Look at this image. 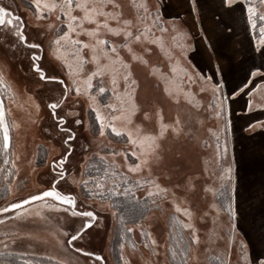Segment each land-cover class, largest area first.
Returning a JSON list of instances; mask_svg holds the SVG:
<instances>
[{
  "label": "rangeland",
  "instance_id": "obj_1",
  "mask_svg": "<svg viewBox=\"0 0 264 264\" xmlns=\"http://www.w3.org/2000/svg\"><path fill=\"white\" fill-rule=\"evenodd\" d=\"M121 2L126 6V14H130V10L127 8L128 0H121ZM0 3L5 8L12 10L14 15H19L26 23L28 22L29 5L27 0H0ZM177 23L189 35L187 39L181 41V43L188 45L182 56L181 49L174 48L175 58L193 75L211 76L212 83L223 80L222 91L217 93V96L220 99L227 97L224 101V110L219 118L213 115V108L217 105L218 100L213 97L210 86H207L205 92H199L201 86L199 80L195 84H191L185 79L186 87L197 93V99L201 104L198 110L191 109L185 103L178 106L170 102L161 90L162 84L158 87L155 77L149 75L150 66L153 64L159 67L161 71L170 70L168 59L157 48L153 47L152 54L147 57L149 67L138 63L133 64V72L140 84L137 102L143 108L150 110L153 115L150 121H144L142 114L138 113L135 122L142 124L146 129L155 128L154 104H158L163 109L165 122H168L178 112L182 119H187L190 111L196 117L190 125L192 128L190 136H181L179 139H173L169 136L163 142L165 148L164 167L171 172V180L161 175L160 182L163 185L183 184L186 176L194 177L196 191L189 199L192 200V207L197 214L195 224L200 243L193 247L191 253L193 258L189 257V264H209L208 258L211 255L223 256L229 264H244L240 245L246 244L250 256L254 257L261 251V244L264 242V137L246 135L251 132V130L244 129L251 118L248 119L242 113L244 96L254 85L249 84L244 91V96H241L240 93L233 96V90L228 89L230 83L226 81V73L206 72L207 68L202 65L205 64L204 59L190 55L194 35L191 30L192 24L187 22L183 26L180 22ZM26 34L30 41H43L44 52L41 66L46 73L59 75L67 83V78L61 72L59 65L47 56V38L39 37L37 30L33 28L27 29ZM0 43L3 44L0 47V64L7 66L5 71L9 84L13 90L20 94L21 99H23L22 94L27 91L34 96L40 105L38 113L32 110L31 120L27 119L25 113L18 110L14 105L12 106V118L18 121L23 120V126L19 132L13 130L14 150L20 159L17 161L18 169H14L8 194L5 198H0V208L7 207L9 203L17 202L29 193L46 187L55 177V172L52 171L53 167L59 171L58 163L54 165L53 161H58L62 155L66 154H68V161L65 163V167L70 176L74 174L79 179L80 172L84 171V179L91 176L95 180H100L105 177V169H107L108 178L103 182L107 189H111L112 169L106 162L101 161L100 157L114 158L123 163L121 157H113L112 153L114 151L124 152L131 146L124 140L116 138L111 130H107L106 135L102 138H98V133L91 132L88 126L92 125L90 116L91 114L95 115L94 110L88 107L85 98H78L74 93H70L65 98V104L57 109L58 115H65L66 122L60 124L58 118L51 115V109L47 108V104L62 95L63 85L57 82L40 81L38 76L29 68L31 50L23 44L17 43L16 38L10 32L0 30ZM12 44L17 46L12 48ZM137 48L139 50L138 46ZM121 54L126 59L128 58L123 51ZM180 75L183 76V73L181 72ZM248 79L255 81L257 78L249 76ZM99 80L100 78H97L93 81L94 87L99 85L110 89L111 85L107 77L103 78L102 85L99 84ZM246 82L247 80L243 83ZM259 92L263 94L264 89L259 90ZM4 94L7 104L8 94L6 91ZM93 94H95V90H93ZM110 97L111 91H108L100 94L98 99L101 104H106ZM78 99L79 103H77ZM70 111H74L78 115L75 117L68 116L67 113ZM102 111L106 116L108 115L106 110L102 109ZM76 119H80L83 123L81 125L75 124ZM227 121L231 122L230 126H226ZM97 125H99V121L94 124V126ZM62 128H69L75 132V139L68 141V133L62 132ZM65 141L68 142L65 143ZM39 151L42 152L40 157H38ZM128 156L130 162L135 161L130 152ZM14 158L11 154L5 157L4 153L0 151V188L3 186L1 179V167L3 166L1 163L8 164L9 162L5 163V160L11 161ZM175 165H179L178 171L174 170ZM230 165L233 168L231 183L225 171ZM90 171L92 173L89 175ZM154 174L160 175V170L154 169ZM129 175L133 176L134 174ZM222 175L223 179L220 178ZM66 180L60 182L59 186L63 191H69L77 196V209L96 212L98 219L93 226L86 229L81 234V238L74 243L62 246L57 243V239L65 241L70 239L71 235L82 224V219L73 217L70 209L64 211L65 208H68L67 206L64 205L59 209L43 208L41 209V216L17 217L16 213L21 210L16 209L0 212V221H2L0 222V242H3L0 243V252L8 255L26 256L27 259L39 257L56 262L64 260L67 261V264H117L110 250L113 228L116 223V216L112 213L117 211L114 208L107 209L106 205L111 203L110 201L103 202L96 198L87 199L86 190L83 186L73 184L71 179ZM116 180L119 192L124 191V188L121 187L123 180L119 176L116 177ZM131 181L135 182L134 180ZM226 185L229 188L228 205L231 199L237 213L235 216H232L229 211L223 210L217 200L220 189ZM233 185L235 186L234 189ZM89 187L91 188L93 185L90 183ZM206 187H211L217 191L215 194L213 192L205 193L203 189ZM144 193V188L135 190V195L139 199L146 197ZM224 197H226V193H223L222 198L224 199ZM102 203L105 204L104 208L100 207ZM213 203L217 205V208L211 207ZM38 204L39 202H32L23 207L34 212L37 210ZM159 204L160 201L157 200V204L139 224L127 226L133 229L132 239L125 241V247L120 251H123L124 258L130 260L131 264H139L142 255L147 257L150 252L145 247L146 237L140 231L141 225L144 226L145 231L151 232L157 240V253L152 254V259L157 264H172L168 252L170 239L168 208L170 205L165 203L162 211L157 206ZM176 215L181 221H187V217L183 213ZM201 216L203 218H200ZM185 230L188 234L189 230ZM64 232L69 233V236L65 237ZM13 239L16 241L15 244L12 242ZM133 242L137 245L135 250L132 248ZM3 244H8V249L5 250ZM78 247L83 248L84 251H94L103 257V261H96L93 257H86L77 252L76 248Z\"/></svg>",
  "mask_w": 264,
  "mask_h": 264
},
{
  "label": "snow or ice",
  "instance_id": "obj_2",
  "mask_svg": "<svg viewBox=\"0 0 264 264\" xmlns=\"http://www.w3.org/2000/svg\"><path fill=\"white\" fill-rule=\"evenodd\" d=\"M27 3L29 5L27 23L21 16L14 15L8 9L0 7V30L10 32L16 38L17 43H21L31 50L29 68L38 76L40 81L57 82L63 85L62 95L47 104V108L51 109V115L57 117L60 124H64L66 122L65 115H58L57 109L65 104V98L70 93H74L78 98H85L88 107L94 110L95 119L99 121L98 127L88 126L91 132L98 133V138H102L106 135L107 130H111L116 138L124 140L131 147L124 152L114 151L112 153L113 157H121L123 163L114 158L100 157L101 161L106 162L112 169L111 189H107L103 182L108 178L107 169H105V177L100 180H95L91 176L84 179V171L80 172V178L77 179L74 174L69 175L68 169L65 167L68 157L62 155L58 161H53L54 165L58 163L59 171L53 167L52 171L55 172V177L46 187L38 189L34 193H29L17 202L9 203L7 207L0 208V212L16 209L21 210L16 213L17 217L41 216V209L43 208L59 209L67 205L68 208H65L64 211L70 209L73 217L82 219V224L75 230L70 239L66 241L57 239V243L62 246L72 244L81 238V234L86 229L93 226L98 217L95 211L78 210L77 196L71 192L62 191L59 187L60 182L71 179L73 184L83 186L86 190L87 199L96 198L106 202L110 201L114 195L120 194L116 180V177L119 176L127 185L123 193L125 196L133 189L144 188V195L154 205L157 204V200L160 201L157 206L162 211L165 203L170 205L168 216L172 224L171 230L175 231L177 224L181 230H189L185 255L193 258L191 256L192 249L200 243L198 229L195 224L197 214L192 207V200L189 199L196 191L194 177L186 176L183 184L171 183L168 185H163L160 178L163 175L166 179L171 180V172L164 167L165 148L163 142L169 136L173 139L190 136L192 132L190 125L196 117L190 111L187 119H182L178 112L168 122H165L163 109L158 104H154L155 128L146 129L142 124L136 123L135 118L138 113L142 114L144 121H150L153 113L137 102L140 84L133 72V64L138 63L149 67L147 57L152 54L153 47L157 48L168 59L170 70L161 71L159 67L153 64L150 66L149 75L155 77L158 87L162 84L161 90L168 100L178 106L185 103L191 109L198 110L201 104L197 99V93L186 87L185 79L191 84H195L199 80L201 83L199 92H205L207 86H210L213 97L218 100L217 105L213 108V115L218 118L221 117L225 107L224 101L227 99L226 96L223 99L217 96V93L222 91L223 80L212 83L211 76L193 75L188 68L183 67L179 60L175 58L174 48H180L182 56L188 45L181 43V41L187 39L189 34L179 26L175 17L171 20L164 18L159 2L153 5L150 0H128L127 8L130 10V14H126V6L121 0H27ZM196 3L197 0H192L193 5ZM221 3L228 6L227 11H233L234 7L240 8L246 18L247 26L250 28L251 33L256 36L254 51L259 53L261 63L252 65L248 75L259 78L261 83L256 84L247 93L249 97L247 107L250 111L254 104L253 94L264 89V71H262L264 70V0H221ZM29 28L37 30L39 37L47 38V56L59 65L61 72L67 78V83L59 75L46 73L41 66L44 52L43 41H30L26 34ZM228 30L231 31V29ZM2 46L3 44L0 43V47ZM16 46V44L11 45L12 48ZM122 51L126 53L127 59L121 54ZM222 55L226 59L231 58L229 52H224ZM6 67V65L0 64V151L4 153L5 157L10 154L15 157L10 162L13 169H18L17 161L20 156L14 150L13 130L19 132L23 126V120L18 121L12 118V106L14 105L18 110L25 113L27 119L31 120L32 110L38 113L40 105L36 102L34 96L27 91L22 94L23 99L20 98V94L13 90L7 80ZM216 68L219 70L220 64H217ZM181 72L183 76L180 75ZM104 77L108 78L111 85L110 89L99 85L94 87L93 81L100 78L99 84L102 85ZM251 83L253 81L247 79V82L243 83L242 87H238V90L233 91L232 95L236 96L244 92ZM93 90H95V94H93ZM5 91L8 94L7 104L4 99ZM108 91H111L109 102L101 104L98 96ZM79 102L78 99L77 103ZM257 106L264 108V102L259 103ZM102 109L108 112L107 116ZM67 115L75 117L78 114L70 111ZM82 123L80 119L75 120L77 125ZM230 123V121H227L226 126H230ZM257 124L264 128V122H257ZM255 127L256 125L249 124L250 129ZM61 131L68 133V141L74 140L76 137V133L69 128H62ZM68 141H65V143ZM101 143H103L102 140ZM129 152L131 157L135 158V161H129ZM8 162L9 160L6 159L5 163ZM154 169L160 170V175L154 174ZM174 170L178 171L179 165H175ZM225 171L231 183L232 166L230 165ZM129 174L134 175L130 176ZM9 175H11V171ZM220 178L223 179V175ZM130 179L135 182L128 183ZM90 183L93 185L91 188L89 187ZM8 187L10 189L11 185ZM234 187L233 185V189ZM203 191L215 194L217 190L206 187ZM32 202H39L36 211L30 212L29 209L23 207ZM114 206L113 203H107L106 205L107 209ZM100 207L104 208L105 204L102 203ZM211 207L217 208V205L213 203ZM228 209L232 216L237 214L231 199ZM178 213H183L187 217V221H179L176 216ZM112 215H119L121 222H123V213L113 212ZM140 231L146 237L145 247L150 252L147 257L142 255L139 264H157L152 259V254L157 253V240L151 232L144 230L143 225L140 226ZM132 232V228L125 226L124 234ZM63 235L67 237L69 233L64 232ZM12 242L15 244V239ZM8 247V244H3L5 250ZM119 247L123 250L125 243L121 241ZM136 247L137 245L133 242L132 248L135 250ZM240 248L244 264H264V242L261 244V251L254 257L250 256L246 244H241ZM168 250L174 261L177 255L175 247L169 246ZM76 251L82 252L84 249L78 247ZM84 254L86 257L95 256L96 261L103 259L94 251H86ZM0 255H4V253L0 252ZM2 264H13V262L7 261L2 262ZM24 264H33V262L25 261ZM58 264H67V261L61 260ZM120 264H131L130 260L124 258L123 251L120 254ZM181 264H187V262L181 261Z\"/></svg>",
  "mask_w": 264,
  "mask_h": 264
},
{
  "label": "crops",
  "instance_id": "obj_3",
  "mask_svg": "<svg viewBox=\"0 0 264 264\" xmlns=\"http://www.w3.org/2000/svg\"><path fill=\"white\" fill-rule=\"evenodd\" d=\"M157 2L166 20L175 17L183 26L187 22L192 24L191 30L194 35L190 55L204 59L205 64H201L207 68L206 72L226 73V81L230 83L228 89L235 91L242 87V83L249 78L248 73L252 65L261 63L259 53L254 51V34L247 26L240 8L234 7L233 11H227L228 6L222 4L221 0H197L195 5L192 4V0H150L153 5ZM224 52L231 53V58L226 59L222 55ZM217 64H220L219 70L216 68ZM254 83L260 84L261 80L257 78L250 85L255 86ZM243 94L244 92L240 93L241 96ZM253 96L254 104L250 111L247 107L249 97L244 96L242 113L248 119L251 118L244 129L251 130L246 134L249 137H264V128L257 124L264 122V108L257 106L264 102V93L257 91ZM249 124L256 127L250 129Z\"/></svg>",
  "mask_w": 264,
  "mask_h": 264
},
{
  "label": "trees",
  "instance_id": "obj_4",
  "mask_svg": "<svg viewBox=\"0 0 264 264\" xmlns=\"http://www.w3.org/2000/svg\"><path fill=\"white\" fill-rule=\"evenodd\" d=\"M258 34V29H257ZM255 39L256 36L254 35ZM5 96V94H4ZM91 124L94 125L97 124V120L95 119V115L91 114L90 116ZM98 126V125H97ZM114 135V134H113ZM42 152L39 151L38 157L42 156ZM3 167L1 170V179L3 182V186L0 188V198H5V196L8 194L9 191V185L10 181L14 175V169L12 168V164L9 161L8 164L1 163ZM102 168H104L103 165H101ZM11 171V175H9V172ZM102 172V171H101ZM92 172H89V175ZM65 181H67L65 179ZM121 187L125 188L127 185L124 181H122ZM128 183H134L133 181L129 180ZM120 185V184H119ZM60 187V186H59ZM224 187V186H223ZM220 189V194L217 196L218 203L222 207L223 210L226 212L229 211L228 209V192L229 188L226 185L224 188ZM61 188V187H60ZM135 190L133 189L127 196H125L123 193L124 191H120L119 195H114L110 202L113 203L115 206L113 207L117 212L123 213L124 220L121 222L120 216L116 215V223L113 228V238L112 242L110 244V250L112 252L113 258L117 264H120V247L119 243L121 241H130L132 239L131 233H125V226L132 225V224H139L141 221L145 219L149 211L153 208L154 204L151 202V200L147 197L144 198H137L135 195ZM223 193H226V197H223ZM177 216V215H176ZM178 217V216H177ZM179 219V217H178ZM181 221V219H179ZM169 222V230H170V239H169V246H174L177 255L175 257V260L173 261L170 251L169 252V259L172 264H181V261H186L187 264H189V256L185 255V251L187 250L188 245V234L185 229L181 230L179 225L177 224L176 230L172 231V224ZM168 246V248H169ZM33 258V259H32ZM31 259H27L26 256H19L16 254L13 255H0V264L2 262L12 261L13 264H24L25 261H33V264L36 263H42V264H58L56 261H52L50 259L46 258H39V257H32ZM218 258V259H217ZM209 264H229L228 261L223 256H209L208 258Z\"/></svg>",
  "mask_w": 264,
  "mask_h": 264
},
{
  "label": "flooded vegetation",
  "instance_id": "obj_5",
  "mask_svg": "<svg viewBox=\"0 0 264 264\" xmlns=\"http://www.w3.org/2000/svg\"><path fill=\"white\" fill-rule=\"evenodd\" d=\"M0 7H4L3 4L0 3ZM4 8H5V7H4ZM6 9H8V8H6ZM8 10H9V12H11L12 14H14L12 10H10V9H8ZM69 154H70V153H69ZM66 156L68 157V154H66ZM67 161H68V159L66 160V162H67ZM66 162H65V163H66ZM60 189H61V188H60ZM61 190H62V189H61ZM62 191H63V190H62ZM64 192H65V191H64ZM68 192H69V191H67L66 193H68ZM65 206H66V205H65ZM67 207H68V206H67Z\"/></svg>",
  "mask_w": 264,
  "mask_h": 264
},
{
  "label": "water",
  "instance_id": "obj_6",
  "mask_svg": "<svg viewBox=\"0 0 264 264\" xmlns=\"http://www.w3.org/2000/svg\"><path fill=\"white\" fill-rule=\"evenodd\" d=\"M67 206V205H66ZM73 246V245H72ZM84 252H86V251H82V252H80V253H82V254H84ZM85 255V254H84ZM99 256H101V255H99ZM93 258H95V256H93ZM101 261H103V259L101 260Z\"/></svg>",
  "mask_w": 264,
  "mask_h": 264
}]
</instances>
